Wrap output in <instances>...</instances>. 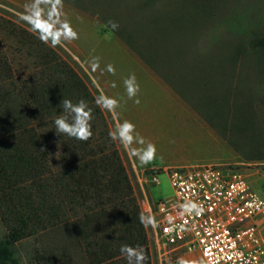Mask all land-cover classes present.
<instances>
[{
  "label": "rangeland",
  "instance_id": "1",
  "mask_svg": "<svg viewBox=\"0 0 264 264\" xmlns=\"http://www.w3.org/2000/svg\"><path fill=\"white\" fill-rule=\"evenodd\" d=\"M25 3L0 0V16L31 30L20 19ZM61 4L60 18L70 22L77 38L55 48L95 96L102 92L117 99L115 116L104 110L110 128L130 120L145 141L156 145L157 158L142 166L116 141L137 197L172 193L164 174L160 184L151 183L152 167L264 162V48L250 45L251 38L264 34V0ZM108 64L114 73L107 71ZM133 74L139 103L124 91L123 79ZM5 232L0 220V237ZM16 248L20 264L82 263L79 243L66 227L23 237Z\"/></svg>",
  "mask_w": 264,
  "mask_h": 264
},
{
  "label": "trees",
  "instance_id": "2",
  "mask_svg": "<svg viewBox=\"0 0 264 264\" xmlns=\"http://www.w3.org/2000/svg\"><path fill=\"white\" fill-rule=\"evenodd\" d=\"M250 45L264 48V34ZM63 95L92 110L87 141L52 129ZM95 97L56 48L0 16V264L21 263V238L62 227L78 241L81 264H127L121 244L142 246L152 264L138 197Z\"/></svg>",
  "mask_w": 264,
  "mask_h": 264
},
{
  "label": "built area",
  "instance_id": "3",
  "mask_svg": "<svg viewBox=\"0 0 264 264\" xmlns=\"http://www.w3.org/2000/svg\"><path fill=\"white\" fill-rule=\"evenodd\" d=\"M253 165V166H252ZM151 183L164 174L167 196L138 197L144 215L152 264H264V162H197L152 167ZM185 199L202 207L181 214Z\"/></svg>",
  "mask_w": 264,
  "mask_h": 264
},
{
  "label": "clouds",
  "instance_id": "4",
  "mask_svg": "<svg viewBox=\"0 0 264 264\" xmlns=\"http://www.w3.org/2000/svg\"><path fill=\"white\" fill-rule=\"evenodd\" d=\"M61 0H26L24 12L21 13L20 19L30 25L31 31L37 34L45 44H49L55 48L58 44H62L65 40H74L77 38V32L67 19L62 20ZM112 27L116 28L115 22H111ZM97 67L96 63L92 64L93 70ZM106 69L109 73H114L113 65L108 64ZM124 91L129 99H133L134 103H139L137 92L139 84L136 81L135 75H129L123 79ZM95 104L102 110H107L115 116L118 107L116 98L100 93L95 97ZM61 114L53 119L55 133L60 137L66 135L76 140L87 141L92 136L90 121L92 119V110L88 107L84 99L73 102L72 99L63 98L59 105ZM108 136L112 141H118L122 146L129 150L130 154L135 157L140 165H147L157 158L156 145L140 136L136 131L135 124L130 120H122L115 123L109 129ZM140 145L139 148L133 145ZM181 214L199 215L202 207L195 201L185 199L179 205ZM140 223L145 227L151 225L157 227V221L151 215H144L143 212L139 215ZM119 253L123 256L127 264H144L145 255L142 246H131L121 244ZM176 264H186L184 257H177Z\"/></svg>",
  "mask_w": 264,
  "mask_h": 264
}]
</instances>
